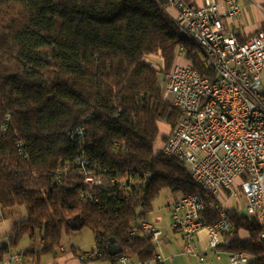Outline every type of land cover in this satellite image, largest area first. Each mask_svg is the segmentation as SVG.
Returning <instances> with one entry per match:
<instances>
[{"label":"trees","instance_id":"obj_1","mask_svg":"<svg viewBox=\"0 0 264 264\" xmlns=\"http://www.w3.org/2000/svg\"><path fill=\"white\" fill-rule=\"evenodd\" d=\"M169 1L0 0V208L26 212L0 261L24 237L30 245L22 255L40 258L83 228L93 236L94 261H150L156 249L140 226L163 190L200 196L201 221H218L222 202L163 153L182 115L161 86L180 61L178 49H185L186 65L208 75L169 15ZM248 38L237 35L239 43ZM90 176L99 183L86 185ZM80 193L89 197L80 200ZM224 212L231 242L220 250L264 264L258 220L237 208ZM76 218L81 229L70 227ZM109 240L120 255H109Z\"/></svg>","mask_w":264,"mask_h":264},{"label":"built area","instance_id":"obj_2","mask_svg":"<svg viewBox=\"0 0 264 264\" xmlns=\"http://www.w3.org/2000/svg\"><path fill=\"white\" fill-rule=\"evenodd\" d=\"M240 0H170L169 9L184 31L195 35L198 49L211 58L208 72L201 76L189 63L176 64L164 74L163 96L182 115L163 145V153L192 167L191 180L202 183V190L222 202L217 206L219 219L213 225L201 221L202 198L189 195L171 205V228L183 239L181 254L203 262L197 251V235L206 231L208 249L215 254L232 232V222L224 212L225 194L229 199L243 193L244 211L262 227L259 239L264 243V19L262 27L244 43L233 29L227 28L241 16ZM180 47L177 59L186 61ZM82 135V133H79ZM99 182L86 177L92 187ZM80 200L89 197L78 195ZM141 232L156 249L152 260L137 264H157L163 234L153 223L143 222ZM227 241V240H226ZM97 252L82 254L81 262L94 261ZM18 262V256L9 258ZM229 264H249L250 257L228 253ZM113 264H130L118 256Z\"/></svg>","mask_w":264,"mask_h":264},{"label":"crops","instance_id":"obj_3","mask_svg":"<svg viewBox=\"0 0 264 264\" xmlns=\"http://www.w3.org/2000/svg\"><path fill=\"white\" fill-rule=\"evenodd\" d=\"M240 6L241 16L232 23H227L226 26L228 29H233L237 35L245 39L250 37L262 27L264 8L261 6V3L256 0H245L243 5L241 4ZM168 13L174 19L175 12L169 9ZM164 192L169 191L163 190L161 193L163 194ZM171 196L172 198L170 197L166 200V203L162 208L161 206L159 207L158 205H155L154 202L152 213L147 216V221L153 223L159 230L162 231L163 234L162 243L158 251V255L161 256L163 261L159 264H229L227 252L220 250V253L215 254L213 251L208 249V237L206 231L200 232L196 238L197 251L198 253L203 254V262L188 258L181 254L183 239L179 232L171 228L170 212L172 203L180 197L172 193ZM223 203L225 209L235 208L229 197H226ZM237 209L239 210V208ZM25 218L26 212L23 208L10 212H4L0 208V249L8 244L7 237L11 234L14 225L23 221ZM79 234H81V232L73 233V235L64 234L61 248L53 254L44 255L40 258L32 256L25 257L22 255V252L26 251L30 245L29 238L24 237L21 239L18 249L11 250L8 254H5L3 259L0 261V264H113L110 260L91 262L79 261L78 257L80 255L93 252L96 249L94 243L93 248L84 250L80 246L81 243H79L76 239V236ZM239 237L241 240H246L247 235L245 233H241ZM92 240L94 242L93 236ZM230 242L231 240L225 238L224 246H227ZM39 248V242L36 240L34 244V251H37ZM11 256H18L20 260L18 262H12L9 260ZM129 262L130 264L138 263L134 260H129Z\"/></svg>","mask_w":264,"mask_h":264},{"label":"rangeland","instance_id":"obj_4","mask_svg":"<svg viewBox=\"0 0 264 264\" xmlns=\"http://www.w3.org/2000/svg\"><path fill=\"white\" fill-rule=\"evenodd\" d=\"M245 0H240L239 4L243 5ZM253 10V9H252ZM255 12V11H254ZM151 62L152 64H154V66L158 69H161L160 66H161V63L158 59L156 58H153L151 59ZM177 64H183V65H186V63H184L183 61H177ZM167 74V73H166ZM162 86V84H161ZM161 132L163 134H165L167 132V127L166 126H161ZM237 198H232L231 201H232V204L235 208H239V211L242 212L243 214H245V211H244V198H243V193L241 190H238V193H237ZM173 196V195H172ZM171 196V193L169 192H164L163 194L161 193L159 195V197L155 200V205H158L159 207L161 206V208L163 207V205L166 203V200H168L170 197L172 198ZM246 215V214H245ZM79 235L76 236V239L79 243H81V247L84 249V250H89V248H93V240H92V234L90 233V231L86 228H83L81 229L80 231L78 232H75V233H80ZM70 235H73L70 234ZM76 235V234H75ZM184 257V256H183Z\"/></svg>","mask_w":264,"mask_h":264},{"label":"bare ground","instance_id":"obj_5","mask_svg":"<svg viewBox=\"0 0 264 264\" xmlns=\"http://www.w3.org/2000/svg\"><path fill=\"white\" fill-rule=\"evenodd\" d=\"M176 24L178 26L181 37L184 40H186L188 43H190L194 49H198V42H196L195 35L185 32L182 26L178 25L177 22ZM195 53L198 54L199 59L203 61L204 66H211V58L206 57V54H204V52L195 51ZM185 168L187 169L189 176H192V167H185ZM195 184L198 185L202 189V183H195Z\"/></svg>","mask_w":264,"mask_h":264},{"label":"water","instance_id":"obj_6","mask_svg":"<svg viewBox=\"0 0 264 264\" xmlns=\"http://www.w3.org/2000/svg\"><path fill=\"white\" fill-rule=\"evenodd\" d=\"M84 223L82 220L79 219H74L71 223H70V227L72 228H78L81 229L83 227ZM106 249L109 253V255L111 256H118L121 254L122 250L120 248V246L118 245V243L115 240H109V242L106 245Z\"/></svg>","mask_w":264,"mask_h":264}]
</instances>
